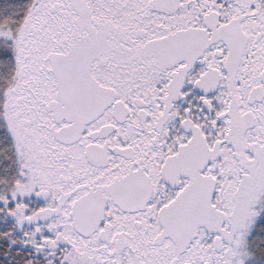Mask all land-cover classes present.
<instances>
[{
	"label": "snow or ice",
	"instance_id": "obj_1",
	"mask_svg": "<svg viewBox=\"0 0 264 264\" xmlns=\"http://www.w3.org/2000/svg\"><path fill=\"white\" fill-rule=\"evenodd\" d=\"M0 264H264V0H0Z\"/></svg>",
	"mask_w": 264,
	"mask_h": 264
}]
</instances>
